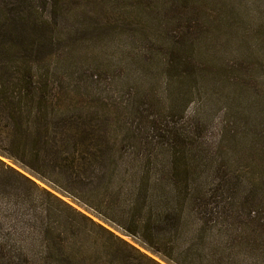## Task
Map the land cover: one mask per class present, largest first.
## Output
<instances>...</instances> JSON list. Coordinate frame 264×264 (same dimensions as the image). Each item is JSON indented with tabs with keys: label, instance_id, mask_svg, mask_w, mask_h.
I'll return each mask as SVG.
<instances>
[{
	"label": "trees",
	"instance_id": "16d2710c",
	"mask_svg": "<svg viewBox=\"0 0 264 264\" xmlns=\"http://www.w3.org/2000/svg\"><path fill=\"white\" fill-rule=\"evenodd\" d=\"M57 2L44 0L52 14L45 20L34 0H0V154L176 264H264V174L232 169L227 140L251 144L260 134L220 119L218 133L201 145L190 133L199 122L155 121L110 146L71 118H55L53 73L39 56L54 45ZM185 46L167 59L177 78ZM0 167L23 183L10 188L26 204L19 216L0 206V264H158L86 215L62 212L61 200L1 159Z\"/></svg>",
	"mask_w": 264,
	"mask_h": 264
},
{
	"label": "rangeland",
	"instance_id": "374dc122",
	"mask_svg": "<svg viewBox=\"0 0 264 264\" xmlns=\"http://www.w3.org/2000/svg\"><path fill=\"white\" fill-rule=\"evenodd\" d=\"M57 1L60 14L53 29L54 45L39 56L53 73L55 118H71L74 126L107 140L110 146L146 133L155 121L183 125V119L189 120V128L199 122L200 127L190 133L201 145L203 136L218 133L215 125L220 119L239 131L247 124L253 134H260L259 139L235 146L227 134L233 159L236 155L232 169L243 172L253 167L263 176L264 0ZM43 5L44 0H34L42 19L49 20L50 7ZM182 44L186 45L183 55L189 56L178 68L183 78H177L167 59L181 52L176 50ZM17 58L12 55L14 61ZM202 122L207 125L204 129ZM224 154H215L218 163L223 164ZM0 159L61 200L62 212L73 215L74 209L158 264H176L78 197L1 154ZM17 179L0 167V206L15 209L13 214L19 216L26 204L11 187L24 186ZM37 192L32 197L36 204L40 202ZM93 249L91 242L87 250L92 253Z\"/></svg>",
	"mask_w": 264,
	"mask_h": 264
}]
</instances>
